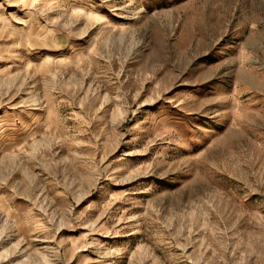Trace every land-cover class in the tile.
Listing matches in <instances>:
<instances>
[{"label": "rangeland", "instance_id": "rangeland-1", "mask_svg": "<svg viewBox=\"0 0 264 264\" xmlns=\"http://www.w3.org/2000/svg\"><path fill=\"white\" fill-rule=\"evenodd\" d=\"M0 264H264V0H0Z\"/></svg>", "mask_w": 264, "mask_h": 264}]
</instances>
